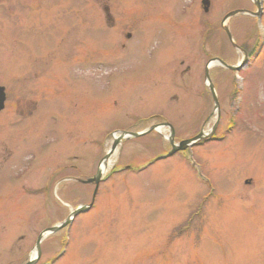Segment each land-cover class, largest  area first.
<instances>
[{
  "label": "rangeland",
  "instance_id": "1",
  "mask_svg": "<svg viewBox=\"0 0 264 264\" xmlns=\"http://www.w3.org/2000/svg\"><path fill=\"white\" fill-rule=\"evenodd\" d=\"M209 1L0 0V119L34 101L0 128V264H28L47 228L91 204L84 182L127 133L142 134L118 140L94 208L30 263L264 264V0ZM206 131L226 138L114 173Z\"/></svg>",
  "mask_w": 264,
  "mask_h": 264
},
{
  "label": "water",
  "instance_id": "2",
  "mask_svg": "<svg viewBox=\"0 0 264 264\" xmlns=\"http://www.w3.org/2000/svg\"><path fill=\"white\" fill-rule=\"evenodd\" d=\"M203 7H204V11H205V12H208L209 7H210V1H209V0H204V1H203ZM259 10H261V6H260V5H259ZM237 13H239V12H234V13L229 14V15L224 19V21H226V20H228L229 18L235 16ZM228 35H229V38H231V35H230L229 33H228ZM129 37H130V36H129ZM220 63H221L224 67H226L227 69L232 70V71H236V72H239L240 69L242 68V67H230V66H227V65H226L225 63H223V62H220ZM208 76H209V73H208V71H206V77L208 78ZM211 89H212V88H211ZM212 90H213V89H212ZM2 92H3V89L0 88V109L2 108V106H1V102H2V100H3V99H1V96H2L1 94H2ZM215 109H216L217 111H219V103H218V100L216 99V97H215ZM134 136H139V135L134 134ZM202 137H203V136H202V134H201V135H199V137L196 138V139H201ZM196 139H194L193 141H195ZM193 141H187V142H183V143H181L179 149H184V148H186L187 145H189V144L192 143ZM118 143H119V141H116V142H115V144H114V146H113V150L116 148V146L118 145ZM174 152H176V149H174ZM93 182H95V183H96V186L98 187V185H99V183H100V174H99L95 179L88 181V183H93ZM97 189H98V188H97ZM97 189H96V191H95L94 197L96 196ZM93 200H94V198H93ZM91 207H92V205H90V206H88V207H81V208H79L77 211H75V212L72 214V216H71V217H70L65 223H63L62 225H60V226H58V227H54V228L49 229L48 231H46V232H45V233L39 238V240H38V243H37V245H38V252H40L39 245H40V243H41V241H42V237H43V236H46V235H48V234H50V233H55V232H57L58 230L67 227L69 224H71L72 220H73L75 217H77V216L80 215V214H83V213L88 212V211L91 209Z\"/></svg>",
  "mask_w": 264,
  "mask_h": 264
},
{
  "label": "flooded vegetation",
  "instance_id": "3",
  "mask_svg": "<svg viewBox=\"0 0 264 264\" xmlns=\"http://www.w3.org/2000/svg\"><path fill=\"white\" fill-rule=\"evenodd\" d=\"M257 6H258V2H257ZM105 18H106V24L108 23L109 25H113L111 23V12L109 13L108 9H107V12L105 13ZM29 67L33 68L31 66H29ZM0 87L4 88V94H5L4 108H3V110L0 111V114H1L6 109L7 100H8V94L6 92V87L1 86V85H0ZM19 102H20V99L15 102L16 103L15 104V109L14 110L10 109L11 110L10 113H11L12 116H17L18 113H21L20 116L22 118L20 119V121L19 122L16 121L15 118H17V117L4 120V118L2 116V118L0 119V128H3V129L13 128L14 126H17L18 124L21 125L24 120H30V119L33 118V111H34V101H33V99H29V101H27V103L25 105H23V106L20 105ZM5 148H6L7 151L9 150V149H7V147H5ZM8 157H10V154L5 157L4 161ZM47 229H49V228H47Z\"/></svg>",
  "mask_w": 264,
  "mask_h": 264
},
{
  "label": "bare ground",
  "instance_id": "4",
  "mask_svg": "<svg viewBox=\"0 0 264 264\" xmlns=\"http://www.w3.org/2000/svg\"><path fill=\"white\" fill-rule=\"evenodd\" d=\"M159 133H164V132H166V130H165V128L164 127H158L157 129H156ZM209 132L208 131H206V132H204V135H207ZM123 134L121 135H115L114 136V138H113V141L114 142H116V141H118V140H120V139H122L123 138ZM113 153H115V151L114 150H112L111 152H109V154L106 156L107 157V159L104 161V163L102 164V166H101V168H100V173H101V175L102 174H105V172L108 170V167L112 164V160H111V158H109V156L110 155H113ZM156 165H157V163H155ZM141 175V174H140ZM35 256H36V254L34 253L33 255H32V257H31V261H33L34 259H35Z\"/></svg>",
  "mask_w": 264,
  "mask_h": 264
}]
</instances>
